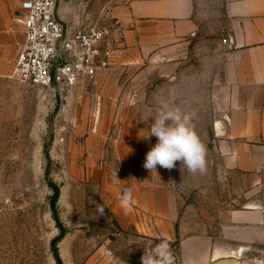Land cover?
I'll return each instance as SVG.
<instances>
[{
	"label": "crops",
	"instance_id": "crops-1",
	"mask_svg": "<svg viewBox=\"0 0 264 264\" xmlns=\"http://www.w3.org/2000/svg\"><path fill=\"white\" fill-rule=\"evenodd\" d=\"M27 1L0 0V79L12 78ZM114 3L123 50L66 98L79 95L93 125L100 201L121 231L173 246L160 264H256L264 258V0H226L222 36L206 34L196 0ZM62 4L57 16L73 32L94 19L85 5ZM177 110L204 147L203 170L178 161L150 173L143 163L156 139L139 135L158 112Z\"/></svg>",
	"mask_w": 264,
	"mask_h": 264
},
{
	"label": "rangeland",
	"instance_id": "rangeland-1",
	"mask_svg": "<svg viewBox=\"0 0 264 264\" xmlns=\"http://www.w3.org/2000/svg\"><path fill=\"white\" fill-rule=\"evenodd\" d=\"M114 1L62 5H85L84 30L110 25ZM196 2L206 34L222 36L226 0ZM70 94L0 79V264H160L173 246L121 231L100 201L93 125Z\"/></svg>",
	"mask_w": 264,
	"mask_h": 264
},
{
	"label": "built area",
	"instance_id": "built-area-1",
	"mask_svg": "<svg viewBox=\"0 0 264 264\" xmlns=\"http://www.w3.org/2000/svg\"><path fill=\"white\" fill-rule=\"evenodd\" d=\"M63 1L28 0L22 4L25 39L12 74L15 81L49 88L54 95L68 93L80 80L93 81L112 67L125 46V31L117 20L77 32L66 28L57 16ZM254 262L264 264V258Z\"/></svg>",
	"mask_w": 264,
	"mask_h": 264
},
{
	"label": "clouds",
	"instance_id": "clouds-1",
	"mask_svg": "<svg viewBox=\"0 0 264 264\" xmlns=\"http://www.w3.org/2000/svg\"><path fill=\"white\" fill-rule=\"evenodd\" d=\"M146 135L142 139L154 137L156 143L146 152L143 167L150 173L157 166L172 169L176 162L183 163L189 171L203 170L205 150L189 122V117L177 111H161L150 120ZM125 196V202L130 199Z\"/></svg>",
	"mask_w": 264,
	"mask_h": 264
},
{
	"label": "trees",
	"instance_id": "trees-1",
	"mask_svg": "<svg viewBox=\"0 0 264 264\" xmlns=\"http://www.w3.org/2000/svg\"><path fill=\"white\" fill-rule=\"evenodd\" d=\"M53 190H54V196H53L52 201H51V206H52L53 211L55 212L57 199L59 197V190L56 186H53ZM58 264H61L60 261L58 262Z\"/></svg>",
	"mask_w": 264,
	"mask_h": 264
},
{
	"label": "water",
	"instance_id": "water-1",
	"mask_svg": "<svg viewBox=\"0 0 264 264\" xmlns=\"http://www.w3.org/2000/svg\"><path fill=\"white\" fill-rule=\"evenodd\" d=\"M162 245H163V243L160 242V243L157 245V247L155 248V250L161 248ZM247 251H248V252H252V253H253V252L262 253L261 249H259V248H257V247H253V248L250 247V248H247Z\"/></svg>",
	"mask_w": 264,
	"mask_h": 264
}]
</instances>
